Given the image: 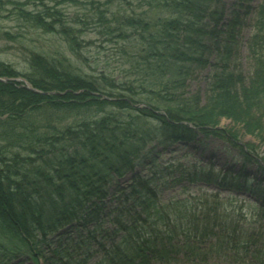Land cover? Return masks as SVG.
I'll return each instance as SVG.
<instances>
[{"label": "trees", "instance_id": "1", "mask_svg": "<svg viewBox=\"0 0 264 264\" xmlns=\"http://www.w3.org/2000/svg\"><path fill=\"white\" fill-rule=\"evenodd\" d=\"M188 1L190 2L189 10H209L213 3V0H184L180 2V4L184 5ZM178 6L170 5L169 7L176 11L178 10ZM51 9L52 8L48 6L45 7L44 10H48L44 13L46 15L44 16L41 13L34 22L44 27L46 30L59 32V11ZM240 12H242V10H239L241 16H239L236 25H239V27L243 26V28L246 25L252 29V35L251 38L248 39L247 48L248 56L251 58V71L247 74L250 85L243 87L242 94H244L243 91L246 92V95L256 93L258 100L262 101L261 98L264 99V1L257 7L246 10L244 14ZM32 15L36 16V13L32 12ZM206 16L204 11V19ZM247 17L248 19L246 20ZM48 18H51V21L47 20ZM97 19L101 21L98 17ZM233 19H235V17ZM244 20H246V22ZM174 25H176V23L171 20L170 23L167 22L161 26L159 32L162 34L158 36L159 39H162L161 46L157 47L156 43L150 42L148 50L144 49L138 56L145 61L143 73L154 74L147 75L146 77L142 75L140 81H156L155 84H142L150 88L151 86H155L150 92L159 91L157 93L161 95V99L155 101V104L157 103L156 106L152 103V106L148 104L149 106L145 109L133 107L129 102L131 103V101L136 100L135 104L133 103V105H136L137 103H141V100L136 97L134 100L131 93L126 92L125 87H121L118 91L114 90V88L104 90L101 88V84L98 81L85 73H80L83 71L80 70L79 67L75 68L68 58L65 57L63 60L59 59L60 61H58L54 59V57H49L48 55L47 57H42L41 55L32 53L28 59L29 68L26 70L24 76L35 87L53 90L54 93H49L47 95L34 93L31 111L26 112L28 116L26 119H29L30 123L33 124H30V127H26L25 124H20L22 132H24V126L25 131H30L29 138L14 142L13 138L22 132L17 130L16 126L9 127V120H5L3 116L5 113H8L10 117H12V112L17 110V108L14 110V105H11L12 99H15V94L13 96L12 94L16 88L13 87L12 84L9 86L0 81V129H2L0 138L6 133L12 147H20L19 151H17L18 158L26 157L25 159L27 160L36 159L38 160L36 163H39V165L41 162L43 163V166L40 168H38L39 166L33 167L32 176L34 177L35 184L31 186L36 189V194L44 192L49 199L46 204L45 196H43L40 201L36 200L37 197L35 196L31 197L33 201L31 200L29 203L25 198L18 196L19 199L25 201L14 203V205L9 204L8 207H0V225L14 226V229H9L14 233L13 239L15 244V247L7 248L0 242V264H23L29 260L34 264H41V260H43V264H83L79 258V251L84 249V251L88 252L91 248H84V242L80 241V236L77 238L72 237L73 233L70 229L59 234L58 237L51 238L52 234L56 233L59 228L65 225L67 226L73 221L81 222L80 225L73 227L77 230L82 228L86 233H88L86 228L90 226V223L94 222L97 224L98 221H100L98 223V226L101 228L100 232L92 233V237L88 240L100 246H103V244L105 245V242H109L116 251L121 254V259L123 260L115 262L112 258H108L105 261V263L108 264H134L136 261H138L139 264H146L149 259L155 256L170 255L174 251V246L167 243V240L166 242H152L146 240L143 243H137L138 245L135 244L136 242L132 237L134 235L133 233L142 228L144 221L153 215L152 213H155L154 204L157 200L158 189L155 185L150 184V179L144 180L140 175L131 178V183L129 182L128 186L125 185L126 187H122L120 182L128 173L134 172L136 168L142 166L143 163H153L154 159L152 157H154V155L151 153V149L146 148L147 145L153 148L155 153L158 147H167V145H170L172 142L181 141L184 140V138H194L196 135V132L192 128L183 124L169 125L167 123L168 125H166L160 122L159 127L154 117L160 120L163 119L161 116L152 112L154 107L168 109L170 113L169 117H171L170 119H175L176 122L183 120L194 125H217L219 119L215 118L216 115H220L221 117H230L231 115V111L228 109H219L221 104L217 97L218 94H220L223 89H230L231 86H236L240 81L243 82L245 79L240 75L243 72L237 71V69L240 68V47L238 50L237 48L234 50V44L229 42V40L235 41V38L238 37L236 36V29H232L226 32L224 36L225 40L227 37V41L221 46L222 55L212 65V77H214L215 80H210L211 85L209 93L211 91L212 97L208 105L198 110L199 107L194 105L195 98L187 99L186 103L184 101H173L165 88L171 83L170 81L179 80L180 76L173 74H171V76L160 75L159 73L156 74V65L158 62H151L149 56H152L155 50H159L160 52H157L161 57H164L159 59L160 62L163 59L172 60L177 57L184 60L186 54L188 56L193 53V50L186 52V44L183 48L177 46L175 42H178L180 33L179 31H171ZM209 28L210 26L206 29V33ZM75 29L74 24L67 26L64 23L61 24L60 29V32L65 34L70 44L71 40L74 39V47L77 46L76 41H78L77 34L74 31ZM186 29V34L188 35L186 41L192 44L196 40L191 38L190 28ZM210 29V35H212V28ZM215 37H217V35ZM172 41L174 43H170ZM148 52L152 54L148 56ZM237 54L238 56L235 58ZM231 65L234 69L230 68ZM169 67L172 71L171 66ZM177 70L178 67H176L175 72H172L176 73ZM230 73L234 79L233 81L227 82L224 78H226L225 75ZM3 75L11 77L21 74L16 69L10 67L9 64L0 63V76ZM239 76H241V80H239ZM106 80L112 81L110 79ZM165 80H167V82ZM78 87H85L88 90H85L79 95H74L71 91H67ZM62 92H64V94H61ZM95 92L99 94L101 92L110 94L116 98V102H112L110 106L105 107V110L104 106L106 105H101L94 120L79 123V125L65 123L64 128H57L56 131H52L53 115H72L73 112L70 114V111H63L62 108L65 106L70 107L69 105L74 103L75 106L79 108L84 106L85 103L80 99L95 102ZM5 97L8 100L4 101ZM249 98H251V96ZM23 102L25 104L27 103L26 100ZM5 103L8 105H3ZM28 104L30 103H27V105ZM54 109H57L59 114L54 112L56 111ZM47 110L49 118H42V113ZM199 111L204 113V115L200 116ZM37 117L41 119V121L38 120ZM73 120L74 118L66 122H72ZM252 124H257L260 130H264L263 127L259 126L262 124L261 121H253L251 125ZM161 127L164 128L162 129L164 133L161 130H157L161 129ZM208 130L213 134H223L225 138L229 139L227 141H229L228 143L232 147L239 148L240 154L242 155L240 171L234 172L227 170L224 172L223 178L226 181L227 179L231 181L234 180L235 183L238 182L242 186L247 182L246 186L249 187L248 191L254 194H264V183L258 182V184L251 185V179L249 180L248 174L246 173L247 167L251 165L252 162H257L254 160V156L257 158L260 157L251 153L254 151L256 152L255 146L244 148L237 144V137L231 133L225 135L218 129ZM156 131L160 133L158 136ZM57 132L58 136H56ZM162 133L163 135H161ZM207 133L211 134L210 132ZM160 135L161 137H159ZM52 139H54V141L51 142ZM56 141L59 143L58 146L54 144ZM27 143V147L21 149L23 145ZM230 145L229 147L232 148ZM10 146L11 145H8V148ZM44 147L47 148L46 151ZM261 160L264 163V157H261ZM26 161H24V163ZM258 166L259 169L257 170H259L263 176L264 166L261 162ZM37 168L46 169L41 172L40 170L38 171ZM90 170L91 173L94 174L93 176L90 174ZM211 170L212 169H209L203 174L212 177L213 173ZM187 174L188 173L185 175L187 176ZM8 175L13 174L9 173ZM21 175L28 174L24 171ZM196 175L199 174L193 172V174L188 175V177H194ZM13 177L11 186L8 183H4L9 191L11 190L12 194H15V185L21 183V180H17V178H19L17 174L13 175ZM6 178H8V176ZM206 180L209 179L206 178ZM27 181L30 183V177H27ZM2 186L3 183L0 185L1 189ZM251 187L254 189H250ZM111 195L113 196L110 201H114L116 203L114 205L107 202L108 196ZM58 196L61 197L60 200H58ZM4 198V195L0 196L1 200ZM11 198L13 199V196ZM67 199H69V202H66ZM51 202H53L52 205ZM159 213L160 211L158 210L155 214L158 215ZM210 215L212 217L208 218L209 221L214 218L215 222L219 220L215 212L210 211L207 217ZM105 221L114 228H102ZM28 230H30L29 232L32 240L18 234ZM117 237L120 238L116 240ZM75 239H77V242ZM231 241L237 249L243 247L241 250L236 251V257L239 260L245 262L251 259V264H264V246H259L257 240L252 242L253 249H250V245L247 244V241L240 237L233 238ZM81 246H83V248H81ZM8 251H12L11 253L13 256L8 255ZM116 251L114 250L117 257ZM240 252H244V254Z\"/></svg>", "mask_w": 264, "mask_h": 264}, {"label": "rangeland", "instance_id": "2", "mask_svg": "<svg viewBox=\"0 0 264 264\" xmlns=\"http://www.w3.org/2000/svg\"><path fill=\"white\" fill-rule=\"evenodd\" d=\"M183 1L184 0H0V3H2L0 4V63L9 64L10 67L16 69L21 74L11 77H7L6 75L0 76L1 82L9 86L12 84V86L16 88L12 94V96L15 94V99H12L11 105H14V110L15 108H17V110L12 112V117H10L8 113H5L3 118L9 120V127L16 126L17 130L22 132L20 124H25L26 127H30V124H33L30 123L29 119H26L28 117L26 112L31 111L34 93L39 95L54 93L53 90L35 87L24 76L26 70L29 68L28 59L32 53L41 55L42 57H47L48 55L49 57H54V59L58 61L66 57L73 63L75 68L79 67L80 70L83 71L80 73H85L98 81L101 84V88L104 90L114 88V90L118 91L121 87H125L126 92L131 93L134 100L135 97L141 100V103H137L136 105H133L136 100L131 101V103L128 101L131 106L138 109H145L149 105L152 106V103L155 104V101L161 99V95H158L157 92L159 91L150 92L155 86H151L150 88L149 86L145 87L142 85L143 83L155 84L156 81H140L142 75L146 77L147 75L154 74L143 73L145 61L138 56L144 49L148 50L150 42L156 43L157 47L161 46L162 39L158 38V36L162 34L159 32L160 27L167 22L170 23L171 20L176 23L171 31H179L180 33L178 42L175 43L180 48H183L186 44V52L193 50V53L188 56L186 54L184 60L177 57L172 60L163 59L159 62V59L164 57H161L157 52L159 50H155L152 56H149L152 53L148 52L149 60L151 62H158L156 65V74L159 73L165 76H171V74H173L180 76L179 80L170 81L171 83L165 88L173 101H184L186 103L187 99L195 98L194 105L199 107L198 110H201L211 101V91L209 93L211 85L210 80H215V78L212 77V65L222 55L221 46L227 41V37L225 40L224 36L226 32L236 29V36L238 37L235 38V41L229 40V42L234 44V50H236V48L238 50L240 47V68L237 69V71H242L246 74L244 75L240 72V75L245 79L243 82L240 81L236 86H231L230 89H223L217 96L221 104L219 109H228L231 111L230 117L216 115L215 118L219 119L217 125L195 124L197 129L192 128L196 132L194 138H184V140H181L182 142L175 141L167 145V147H158L155 153L153 148H150L146 143V148L152 150L151 153L154 155V157H152L154 161L153 163H143L142 171H145L147 173L145 176H148V179L152 180L150 184L157 185V189L160 191L158 193V196L160 195L159 201L163 204H167L172 200L174 202L173 206L176 208L175 202L177 200H186L187 195H194L202 188V190L206 191L210 196L211 202L219 203V205L221 203L220 212L223 211H221V209L225 205L233 209H241L244 205V201H246L244 196L236 197L230 195L228 190L221 191L218 193L219 195L216 196H212L211 194H213V191H216L212 187V183H218V181L219 184L226 188L235 185L238 189H249V187L246 186L247 182L242 186L238 182L235 183L234 180L231 181L227 179L226 181L223 178L225 169H228V171H240V164L238 163L240 162L238 159L239 157H236L239 156L238 151L240 150L238 147H233L231 149L233 152L231 150L229 151V148L226 147V145H230H228L227 141L229 139L225 138L222 133L225 135L231 133L237 137L236 142L239 146L244 147L242 144H245L246 148L255 146L256 152L259 155L255 151L251 153L260 157L256 158L253 155L254 160L257 162H252L247 168L248 171L252 173L258 171L260 159L264 157V130H260L257 124L251 125L253 121L259 120L262 123L259 126L264 129V99L261 98L262 101L258 100L256 93L246 95V92L243 91L244 94H242L243 87L250 85L249 77L247 76L251 71V58L248 56L247 49V39L250 36L249 28L246 25L244 28L243 26L239 27V25H236L240 16L239 10L245 11L247 8L250 9L251 5L255 8L259 0H213L212 7L209 10H189L190 2L188 1L184 5H181L180 2ZM170 5L180 6H178V10L174 11L169 7ZM47 6L52 8L51 10L59 11V32L62 23L67 26L74 24L76 28L74 31L77 34L78 40H75L77 46L74 47V39L71 40L70 44V41L66 38L64 33L46 30L44 27L34 22L41 13L44 16L46 15L44 13L48 10H44V8ZM204 11L207 15L205 19L203 17ZM32 12H35L36 16L32 15ZM97 17L101 19V21H98ZM234 17L235 19H233ZM247 19L248 17L246 20ZM47 20L51 21V18ZM209 26L212 28V35H210V28L206 33V29ZM186 28H190L191 38L196 40L192 44L186 41V37L188 36L186 34ZM216 35L217 37H215ZM170 43L174 42L172 41ZM237 56L238 54L235 55V58H237ZM169 66H171L173 72H175L176 67H178L177 72L173 73ZM230 68L234 69L232 65ZM225 77L224 79H226L227 82L233 81L234 79L231 73L225 75ZM239 80H241V76H239ZM165 81L167 82V80ZM110 84L113 87H111ZM85 90L88 89L85 87H78L67 91H71L74 95H79ZM61 94H64V92ZM94 96L95 102L80 99L85 103L84 106L80 108L75 106V103L69 105L70 107L65 106L62 108L63 111H70V114L73 112L72 115H53L52 131H56L57 128H64L65 123L79 125V123L94 120L101 105H106L104 106L105 110V107L110 106L112 102H116L115 97L104 92L100 94L95 92ZM250 96L251 98H249ZM5 100L8 99L5 97L4 101ZM25 100L30 104H25L23 102ZM3 105L7 106L8 104L5 103ZM156 105L157 103L155 106ZM54 110V112L59 114L57 109ZM47 112L48 110L42 113V118H49ZM152 112L161 116L165 121L154 117L159 127L160 122L166 125L180 124L183 122V120H181L180 122L178 121V123L175 119H170L171 117H169L170 113L168 109L154 107ZM199 112L200 116L204 115L201 111ZM72 117L74 118L72 122H66L67 120H72ZM38 120L41 121L39 118ZM142 120L146 121L145 119ZM25 126L24 132L21 134L18 133L19 135L13 138L14 142L29 138L30 131H25ZM162 129L164 128L161 127V129L157 130L162 131ZM208 129L221 130L222 135L213 134ZM0 132H2V129H0ZM162 132L164 133V131ZM163 133L161 135H163ZM156 134L158 136L160 133L156 131ZM161 135L159 137H161ZM56 136H58V132ZM0 139V185L3 183L2 189L0 188V196H5L4 199H0V207H8L9 204L14 205V203L24 202L25 200L30 203L32 200L31 197L35 196L37 197L36 200L39 201L45 196L47 204L49 201L47 195L44 192L36 194V189L31 186L35 184L34 177L32 176L33 167L39 166L38 168H40L43 166V163L41 162L39 165V163H36L38 162L36 159L27 160L25 159L26 157L18 158L17 151H19L20 147H12L6 133H4L3 137ZM54 139H52L51 142L54 141ZM54 144L58 146L59 143L56 141ZM8 145L11 146L8 148ZM27 145L28 143L24 144L21 149L26 148ZM190 145L191 147H189ZM44 149L46 151L47 148L44 147ZM194 156L197 158L198 162L193 159ZM24 161L26 162L24 163ZM194 163H203L206 165H196ZM209 168H213L211 171L214 174V178L206 176L210 181H213L210 186H208L209 188L202 186L201 182L189 183V181H187L188 179L185 177L179 179L180 170H185L187 173L195 172L203 174L207 172ZM45 169L46 168L38 169V171L40 170L43 172ZM24 171H26L28 175H21ZM9 173L13 175L17 174L19 177L17 180H21V183L15 185V194H12L11 190L9 191L5 185V183H8L11 186L13 183L14 177L13 175H8ZM90 174H92L91 170ZM93 175L94 174H92V176ZM7 176L8 178H6ZM27 177H30V183L27 181ZM127 183L128 181L125 180L122 184L126 185ZM250 189L254 188L251 187ZM202 195L203 193L199 192L196 197ZM12 196L13 199L11 198ZM18 196L25 198V200L19 199ZM57 198L58 200L61 199L60 196ZM230 199H232V201ZM66 202H69V199H67ZM52 203L53 202H51V205ZM186 208H189L187 203ZM243 212H247L250 219H258L259 223L264 222L262 216L247 210V208H244ZM227 213L229 212L223 214ZM222 217L225 216L222 215ZM78 224L79 223L73 225ZM71 227L72 225L66 228L65 225L59 228L58 231L63 229L62 232H64ZM9 228L14 229V226L0 225V242L7 248H13L15 247L13 239L14 233ZM217 230L221 233L224 232L222 227L217 228ZM29 231L30 230L18 234L32 240ZM92 250L91 248V251ZM11 252L12 251H8V255L13 256ZM94 261L95 257L92 258V263ZM30 263V261H27L23 264ZM215 263L227 264V258L221 255L209 260L206 264Z\"/></svg>", "mask_w": 264, "mask_h": 264}, {"label": "bare ground", "instance_id": "3", "mask_svg": "<svg viewBox=\"0 0 264 264\" xmlns=\"http://www.w3.org/2000/svg\"><path fill=\"white\" fill-rule=\"evenodd\" d=\"M233 134H234V133H233ZM180 142H182V141H180ZM189 147H191V145H190Z\"/></svg>", "mask_w": 264, "mask_h": 264}]
</instances>
